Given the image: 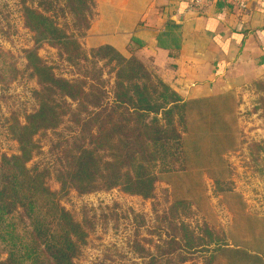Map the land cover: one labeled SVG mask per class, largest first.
<instances>
[{"label":"trees","instance_id":"1","mask_svg":"<svg viewBox=\"0 0 264 264\" xmlns=\"http://www.w3.org/2000/svg\"><path fill=\"white\" fill-rule=\"evenodd\" d=\"M21 5L34 41L24 50L25 71L37 87L31 92L33 110L12 124L18 153L0 159V240L8 255L0 264H76L89 219L77 221L60 199L71 191L115 188L153 199L163 181L174 200L170 216H163L170 219V232L158 246V256L166 259L153 256L151 264H188L186 256L193 252H204L203 264H222L221 257L226 264H264V233L252 243L221 241L208 248L188 225L172 223L179 215L176 203L186 200L180 197L184 184L191 192L199 187L193 171L199 178L207 173L217 184L232 175L223 157L232 146L234 118L227 104L232 98L226 96L231 93L183 100L137 57L126 58L108 45L85 49L81 39L95 0H21ZM177 41L160 37L166 47ZM44 44L57 49L76 78L58 75L39 55ZM11 67L15 79L16 61ZM64 123L66 132L57 131ZM49 131L55 135L51 161L27 167L41 152L36 136ZM52 174L58 190L49 185Z\"/></svg>","mask_w":264,"mask_h":264},{"label":"rangeland","instance_id":"2","mask_svg":"<svg viewBox=\"0 0 264 264\" xmlns=\"http://www.w3.org/2000/svg\"><path fill=\"white\" fill-rule=\"evenodd\" d=\"M21 8V0H0V159L18 153L12 124L14 119L23 122L26 113L35 107L31 92L37 84L25 71L24 56V50L32 47L34 41L33 34L24 27ZM59 20L64 22L63 18ZM81 42L85 49H90L84 38ZM38 53L58 75L77 77L76 71L59 57L56 48L44 44ZM12 61H16L19 71L15 79L11 75ZM104 76L112 84V76L106 73ZM260 82L263 83L259 85ZM260 82L243 89L238 97L234 93L226 95L232 98L227 104L231 105L234 119L231 120L232 146L223 157L232 169L231 177L217 184L207 173L199 178L193 171L199 187L191 192L185 183L180 197L186 200L176 203L179 215L172 223L188 225L208 248H214L221 241L252 243L254 236L264 233V91L261 89L264 79ZM65 124L69 123L57 131L66 132ZM54 137L52 131L36 136L41 152L33 156L27 167L51 161L48 151ZM213 173L218 175V169ZM49 185L53 190L59 189L53 174ZM173 201L170 187L164 181L156 184L153 199L130 195L118 188L89 194L69 192L60 203L77 221L89 219L88 237L76 264H151L153 256L160 257L158 246L168 238L170 219L165 220L163 216H170ZM7 257L0 240V263ZM186 257L188 264H203L205 254L193 252ZM219 260L227 263L223 257Z\"/></svg>","mask_w":264,"mask_h":264},{"label":"crops","instance_id":"3","mask_svg":"<svg viewBox=\"0 0 264 264\" xmlns=\"http://www.w3.org/2000/svg\"><path fill=\"white\" fill-rule=\"evenodd\" d=\"M247 2L239 9L225 0L199 7L193 0H95L84 43L137 57L183 100L238 97L264 79V0ZM166 34L178 41L160 44Z\"/></svg>","mask_w":264,"mask_h":264},{"label":"built area","instance_id":"4","mask_svg":"<svg viewBox=\"0 0 264 264\" xmlns=\"http://www.w3.org/2000/svg\"><path fill=\"white\" fill-rule=\"evenodd\" d=\"M220 0H193L194 6H203L209 3H215ZM233 5H235L239 9H245L248 6L247 0H225Z\"/></svg>","mask_w":264,"mask_h":264}]
</instances>
